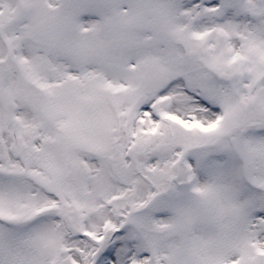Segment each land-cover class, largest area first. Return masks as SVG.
Listing matches in <instances>:
<instances>
[{
    "label": "snow or ice",
    "instance_id": "snow-or-ice-1",
    "mask_svg": "<svg viewBox=\"0 0 264 264\" xmlns=\"http://www.w3.org/2000/svg\"><path fill=\"white\" fill-rule=\"evenodd\" d=\"M0 264H264V0H0Z\"/></svg>",
    "mask_w": 264,
    "mask_h": 264
}]
</instances>
